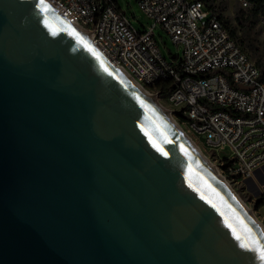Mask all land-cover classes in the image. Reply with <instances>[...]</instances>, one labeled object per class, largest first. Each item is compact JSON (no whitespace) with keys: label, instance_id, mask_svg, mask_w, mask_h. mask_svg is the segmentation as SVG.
I'll list each match as a JSON object with an SVG mask.
<instances>
[{"label":"water","instance_id":"95a60500","mask_svg":"<svg viewBox=\"0 0 264 264\" xmlns=\"http://www.w3.org/2000/svg\"><path fill=\"white\" fill-rule=\"evenodd\" d=\"M0 264H264L237 205L42 0H0Z\"/></svg>","mask_w":264,"mask_h":264},{"label":"built area","instance_id":"2783aa9c","mask_svg":"<svg viewBox=\"0 0 264 264\" xmlns=\"http://www.w3.org/2000/svg\"><path fill=\"white\" fill-rule=\"evenodd\" d=\"M46 1L67 23L90 32L99 51L143 88L164 94L169 112L224 174L246 179L264 163V74L227 22L202 0H134L152 21L141 29L117 0ZM232 2L241 9L251 5ZM255 23L264 32L259 12ZM156 25L180 46L171 59L159 48Z\"/></svg>","mask_w":264,"mask_h":264},{"label":"rangeland","instance_id":"374dc122","mask_svg":"<svg viewBox=\"0 0 264 264\" xmlns=\"http://www.w3.org/2000/svg\"><path fill=\"white\" fill-rule=\"evenodd\" d=\"M217 2H219L220 5L223 6L222 11H220V13L222 14L221 18H223V20L225 22H227L229 28L234 29L233 30L234 36L239 38V36H241V31H240L239 27L237 26L236 21L233 18L235 11L237 9H239L238 5L234 2H232V0H217ZM117 3L121 7V9L124 11V13L127 15L130 22L137 29H141V28L148 26L152 23L151 19L146 18L143 15V13L139 9L137 3L134 0H117ZM153 29L155 32V37H156V41L159 45V48H160L162 54L167 59H171L172 55H174L176 52H180V46H176L170 40L168 35H166L165 32L160 28V26L156 25ZM252 35L256 39V44L259 46L260 49H262L263 45H264V32L261 31L260 27L258 25H256L255 22L253 25ZM246 51L251 56L250 50H246ZM155 98L159 101V103L163 107H165L169 111V108L171 106L166 102V100L163 98V96L158 95ZM170 114L174 118L176 123L180 127L181 126L183 127V128L181 127V129L184 131L185 127L179 122L180 121L179 117L176 116V114L174 112H170ZM186 134L189 136V134L187 132H186ZM189 138H190V136H189ZM191 139L201 149V151L204 153V155L206 157H208L209 160L215 165L217 171L227 181V183L231 186V188L235 191V193L243 200V202H245L249 206V208L253 212L255 218L264 227V214L258 212L253 207V200L262 194V192H260V190L258 188L260 186L254 187V186L250 185V183L246 179H236L234 176L224 174V172L221 170V167L218 165V163L213 160V157H211L210 155H207V153L204 151L202 144L198 140H196L192 137H191ZM218 153H222V150L218 151ZM262 177H264V176H262ZM262 190H264V189L262 188Z\"/></svg>","mask_w":264,"mask_h":264},{"label":"bare ground","instance_id":"6f19581e","mask_svg":"<svg viewBox=\"0 0 264 264\" xmlns=\"http://www.w3.org/2000/svg\"><path fill=\"white\" fill-rule=\"evenodd\" d=\"M47 7H49L54 13L57 12L46 0H42ZM58 15V14H57ZM59 16V15H58ZM71 29L80 36L89 46L106 62L132 89L138 97H140L150 109L157 115V117L174 133V135L187 147V149L195 156V158L201 163V165L210 173V175L217 182L219 187L224 191V193L237 205V207L242 211L248 221L255 228L259 236L264 242V227L255 218L253 212L249 206L243 202V200L235 193L227 181L221 176L217 171L215 165L209 160L208 157L204 155L201 149L196 145V143L189 138V136L184 132L181 127L176 123L174 118L171 116L170 112L163 107L159 101L155 98L156 96L151 92L143 88L127 71L119 66L114 65L107 56L102 54L96 45L93 44L91 40L90 32L82 29L81 27L68 23Z\"/></svg>","mask_w":264,"mask_h":264},{"label":"trees","instance_id":"16d2710c","mask_svg":"<svg viewBox=\"0 0 264 264\" xmlns=\"http://www.w3.org/2000/svg\"><path fill=\"white\" fill-rule=\"evenodd\" d=\"M204 4L218 13L220 17L223 6L217 0H202ZM251 5L245 9H237L234 13V20L241 31L238 42L246 50H250L251 56L254 58L255 64L260 68L261 74H264V51L256 44V39L253 37V25L256 19V14L259 12L264 16V0H249ZM234 35V29L229 28ZM165 84H170L165 81ZM163 85V84H162ZM166 86H161V91L164 92ZM164 94H162L163 96ZM264 204V196L261 194L253 200V207L257 209Z\"/></svg>","mask_w":264,"mask_h":264},{"label":"crops","instance_id":"0c3cea01","mask_svg":"<svg viewBox=\"0 0 264 264\" xmlns=\"http://www.w3.org/2000/svg\"><path fill=\"white\" fill-rule=\"evenodd\" d=\"M263 169V170H262ZM264 163L260 164L259 166H257L253 172L251 173V175L246 178V180H248V182L250 183V185L252 186H260L258 187L260 192H262V195L264 196V190H262V188L264 189ZM262 187V188H261ZM254 199V198H253ZM258 212L263 213L264 214V204H262L260 207H258L256 209Z\"/></svg>","mask_w":264,"mask_h":264}]
</instances>
